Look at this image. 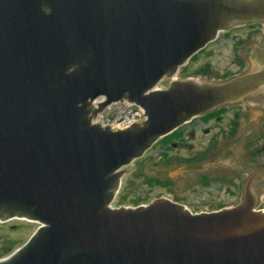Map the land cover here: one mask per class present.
<instances>
[{
    "label": "water",
    "instance_id": "water-1",
    "mask_svg": "<svg viewBox=\"0 0 264 264\" xmlns=\"http://www.w3.org/2000/svg\"><path fill=\"white\" fill-rule=\"evenodd\" d=\"M241 6L264 0H0V219L40 223L0 264H264L252 191L245 204L195 214L166 197L115 202L125 167L159 138L252 88L203 76L153 90ZM124 100L147 120L116 131L91 123Z\"/></svg>",
    "mask_w": 264,
    "mask_h": 264
},
{
    "label": "flooded vegetation",
    "instance_id": "flooded-vegetation-1",
    "mask_svg": "<svg viewBox=\"0 0 264 264\" xmlns=\"http://www.w3.org/2000/svg\"><path fill=\"white\" fill-rule=\"evenodd\" d=\"M243 7H240V13L227 19L216 39L196 53L178 72L186 70L219 38L229 37L235 46L233 63L238 69L226 72L227 77L213 84L234 80L239 87L251 85L252 88L193 117L150 149L153 163L167 165L171 171L178 170L169 178L171 184L181 179L191 183L186 175L198 174L197 183L210 191V199L205 201L211 204H218V199L227 194L237 198L234 203L244 201L251 189L264 188V54H256L264 49V38L259 41L253 39L254 35L264 33V8ZM235 22L250 28L248 40H236L230 34L228 27ZM210 70V62H206L200 64L195 72L205 74ZM214 185L219 187L213 189Z\"/></svg>",
    "mask_w": 264,
    "mask_h": 264
},
{
    "label": "rangeland",
    "instance_id": "rangeland-1",
    "mask_svg": "<svg viewBox=\"0 0 264 264\" xmlns=\"http://www.w3.org/2000/svg\"><path fill=\"white\" fill-rule=\"evenodd\" d=\"M250 28L241 23L235 28L231 29L230 34L236 40L238 39H249ZM253 39L259 41L264 38V33L254 35ZM229 37L221 38V41H217L215 44L210 46L209 50H206L203 54H199L196 61L189 64L185 70L184 79L186 76L192 78H199L204 76V82H218L227 77L226 72H235L238 68L234 65V43L228 40ZM250 49V48H249ZM243 51V50H241ZM212 52V53H211ZM210 62L212 70L207 71L205 74L196 73V68L203 63ZM120 108H117L109 113V116L114 118L116 113L120 112ZM152 152L147 153V158L125 168V173L132 171V175H126L124 189L121 200H115L117 207L120 205L124 206H135L137 202L141 204H148L156 198L166 197L191 206L195 212L213 211L223 206H234L238 203H246V195L244 201H236V197H232L229 194L222 196L219 203L222 204H211L206 199H210L209 190L201 188L200 184L197 183L198 174L190 173L186 177L189 178L191 183H187L185 179H181L171 184L169 178L173 173H178V170L171 171L162 163H153ZM157 177V178H153ZM149 178L157 180L160 178L163 183L149 181ZM218 185L212 186L213 189L218 188ZM254 189V188H253ZM251 189L250 191L259 195L260 208H264V188L260 190ZM249 191V192H250ZM140 200V201H139ZM202 202H198L201 201ZM224 203V204H223ZM39 223L36 221L26 219H15L13 222H1L0 221V258H5L10 255L13 251L20 248L29 237L38 228Z\"/></svg>",
    "mask_w": 264,
    "mask_h": 264
},
{
    "label": "built area",
    "instance_id": "built-area-1",
    "mask_svg": "<svg viewBox=\"0 0 264 264\" xmlns=\"http://www.w3.org/2000/svg\"><path fill=\"white\" fill-rule=\"evenodd\" d=\"M144 111L141 108L134 109L133 106L128 105L126 108H123L119 113L118 117L114 121L109 119H102V122L105 124H111L113 126L122 127V122L130 125L135 122L142 120Z\"/></svg>",
    "mask_w": 264,
    "mask_h": 264
},
{
    "label": "trees",
    "instance_id": "trees-1",
    "mask_svg": "<svg viewBox=\"0 0 264 264\" xmlns=\"http://www.w3.org/2000/svg\"><path fill=\"white\" fill-rule=\"evenodd\" d=\"M151 183H153V182H158V183H163L162 181H160V180H153V179H151V180H149ZM140 201V200H139ZM141 202H137L135 205H138V204H140Z\"/></svg>",
    "mask_w": 264,
    "mask_h": 264
}]
</instances>
